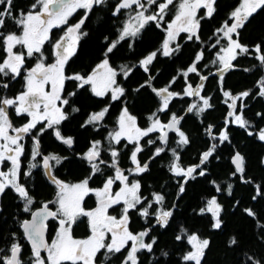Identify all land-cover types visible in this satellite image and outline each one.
Returning <instances> with one entry per match:
<instances>
[{"label": "snow or ice", "instance_id": "6c2138e0", "mask_svg": "<svg viewBox=\"0 0 264 264\" xmlns=\"http://www.w3.org/2000/svg\"><path fill=\"white\" fill-rule=\"evenodd\" d=\"M106 3L107 0H34L29 10L14 11V0H0V197L10 189L22 202V212L28 214L27 218L15 217L22 237L16 231L8 234L7 247H0V264H108L114 257L119 264H143L139 254L144 251L152 253L157 239L150 237L152 226L140 231L131 228V214L135 212L145 222H148L149 217H154L157 225L166 227L173 217V211L165 207L163 194L152 192L149 198L141 191V180L130 178L149 171V163L142 162L140 157L144 152L142 141L149 146L159 142L152 159L166 150L171 151L173 159L168 170L173 176L182 178L177 181L180 193L185 191L184 185L189 180L207 175L206 165L214 156L219 159L216 153L220 145L231 143L230 125H236L244 129L248 136H255L264 142V127L250 130L254 126L244 113L246 98L252 95L264 97V76L257 81L256 93L249 89L234 94L223 85V73L234 70L237 64L233 62H238L240 57L254 54V59L264 68V44L258 43L250 48L240 39V30L249 19L264 10V0H241L228 19L213 33L214 42L209 45V50L216 49V52L211 63L217 66V72L221 74L219 84L222 103L228 111L223 127L218 128L209 123L203 129L208 137L206 150L200 153L199 162L191 166L181 164L180 152L177 150L191 143L190 135L182 125L185 115H178L171 106L176 99L194 98L188 103L185 113L197 117L215 107L212 96L202 95L205 87L203 82L208 80V76L199 71V65L205 59V49L197 51L191 64L163 87L154 86L153 81L157 76L151 70L158 56L172 57L181 51V45L177 42L181 33L186 34L188 41L201 42V21L213 17L217 0H118L113 6L112 15L119 16L122 10H127V18L117 30L118 37L107 44L103 58L89 72L68 74L66 67L76 55L79 40L81 36L87 35L82 28L89 14L94 8ZM173 9L174 15L166 20ZM201 9L205 10L204 15H199ZM78 10H84V15L78 22L70 24V18ZM9 21L18 31L8 30ZM149 24H155L164 32L159 47L148 52L137 64L114 65L110 54L124 41H129V48H132L135 39ZM56 28L63 29V35L59 38L53 33ZM105 40L108 38L105 37ZM46 44L51 45L48 55ZM49 56L52 57L51 62H48ZM34 57L35 63L28 66V61ZM137 70H142L146 79L134 91L150 89L158 101L155 110L146 117V127L139 123L137 115L122 99L128 90L121 78L126 81ZM243 70L250 72L253 69ZM190 74L198 76L201 83L193 86ZM21 77L22 89L9 94L11 82ZM181 77L184 79L182 91L172 90ZM69 81L75 82V91H67L66 84ZM79 90L89 92L101 101L105 98L109 101L98 110L89 112L81 128L93 126L98 134L107 130L105 121L113 104L121 102L122 107L115 126L107 131V135L102 139H91L86 150L77 154L80 160L87 163L89 173L77 181H67L57 174V166L67 157L57 153L45 155L41 151L40 136L51 129L59 143L68 148L73 147L75 137L62 134L60 126L69 119V107L71 113L81 111L79 107L72 106L74 102L71 100ZM13 113L15 117L24 118L25 122L16 126ZM256 115L264 118V113L257 112ZM153 134H156L154 139L151 138ZM170 134H175L176 147L169 149L172 141ZM26 136H31L32 149L25 171L22 170L21 158L26 155L23 143ZM129 145L132 147L127 158L132 167L125 169L121 167L120 146L127 149ZM37 157H41L39 162H36ZM231 164L234 166V171L230 173L232 177L239 174L242 183H252L251 179H245L246 160L240 151H235L231 156ZM38 167L43 168L48 182L54 187V195L36 206L37 201L23 178L31 177L32 170ZM106 169H111V174L106 175ZM97 175L104 177L102 185L92 187L93 178ZM211 183L216 193L224 190L215 180ZM232 189L233 185L227 183L228 195H232ZM261 195H264V189L256 185V195L252 199ZM93 196L95 207L89 208L86 201ZM117 209L118 214L113 215ZM224 210L218 197L213 195L199 212L201 215L210 214L212 228L219 230L224 223ZM3 211L0 207V213ZM244 211L249 217L257 218L253 209L246 208ZM49 221L55 222L54 235L50 233ZM81 225L86 226V233L77 236L76 230ZM256 227L260 230L259 238L264 242V223L257 220ZM180 231L183 236L177 235L175 239L181 241L186 237L191 246L182 260L185 264H202L210 240L197 233L189 234L183 227ZM21 238L30 245L31 254L27 259ZM3 239L4 235L0 232V240ZM230 244L236 245V238L233 237ZM247 264H264V256H247Z\"/></svg>", "mask_w": 264, "mask_h": 264}, {"label": "trees", "instance_id": "16d2710c", "mask_svg": "<svg viewBox=\"0 0 264 264\" xmlns=\"http://www.w3.org/2000/svg\"><path fill=\"white\" fill-rule=\"evenodd\" d=\"M117 2L118 0H107L106 5L94 8L93 12L89 14V18L82 28V31L86 32L87 35L81 36L79 40L76 55L72 57L66 67L68 74L89 72L103 58V52L106 50L107 44L118 37L117 30L122 27L124 20L127 18V10H122V14L119 16H113V6ZM240 2L241 0H217L216 12L213 17L201 21V42L188 41L186 34L181 33L177 41L181 45V51L172 57L158 56L152 67V74L157 76V79L153 81L154 86L163 87L167 85L173 76H177L179 71L186 69L191 64L197 51L201 48L205 49V59L201 61L199 71L201 74L207 75L208 80L203 82L205 87L202 95L212 96L215 107L197 117L194 114L185 113L188 103H191L194 98L176 99L171 106L172 111L177 112L178 115H185L182 125L191 138V143L188 146L182 150L177 149L180 152L183 166L197 164L200 153L206 150L208 137L203 129L207 124H215L218 128L223 127L228 109L222 103L223 97L219 84L221 74L217 72V66L211 63L215 58L216 49L209 50V45L214 42L213 33L215 30L228 19L231 11ZM32 3H34V0H14V11H18L20 8L27 11ZM204 11L201 9L199 15H204ZM83 15L84 10H78L72 16L71 22H78ZM172 15H174V9L165 19L170 20ZM8 30L18 31L11 21L8 23ZM105 37L108 38L107 41ZM163 38L164 32L158 29L155 24H149L135 39L132 48H129V41L121 42L114 53L110 54L111 61L114 65L123 63L131 66L137 64L139 59L143 58L148 52L158 48ZM240 39L242 43L250 48L258 43L264 44V10L258 11L249 19L245 27L240 30ZM233 63H236L237 67L223 73L224 88L234 94L249 89L253 93L258 92L257 81L261 76H264V68H261L259 62L254 59V54L248 57H240L238 62L234 61ZM245 68H252L253 70L245 72L243 70ZM145 79L146 75L143 71L137 70L128 80L125 81L121 78V82L128 90L126 96L122 99L127 101L130 110L137 115L139 123L146 127L148 123L146 117L151 111L155 110L158 101L150 89H141L140 92L134 91ZM189 79L193 86L201 83L195 74H190ZM11 83L12 85L8 89L9 94H15L22 89L23 80L12 81ZM183 87L184 79L181 77L173 85L172 90L182 91ZM66 89L69 92L75 91V82H67ZM71 100L74 102L72 106L79 107L81 111L71 113L69 107L67 109L69 119L63 122L60 128L62 134L75 137L74 148L80 151L88 145L91 139H102L103 136L107 135V131L115 126V120L122 104L121 102L113 104L110 115L105 121L107 130H103L98 134L93 130V126L85 129L81 128L80 125L89 112L98 110L108 103V98L101 101L92 97L89 92L79 90L77 96L72 97ZM244 103L247 105L244 109L245 118L249 119L254 126L250 130H258V128L264 127V118L256 115L257 112L264 113V97L252 95L246 98ZM162 118L164 117L162 116ZM155 135L153 134L151 138L154 139ZM170 135L172 141L169 149L176 147L175 134ZM52 136L50 132L43 134L42 150L44 153H48L49 149L70 152V150L64 149V146ZM230 140L231 143L225 142V144L218 147L216 155L219 156V159L214 156L206 165L207 175L205 177L197 176L196 179L189 180L184 185L185 191L183 193L179 192L177 182L182 178L173 176L168 170L173 159L171 151L166 150L159 157L152 159L154 149L159 145V142H157V145L149 146L142 141L144 152L140 154V157L142 162L149 163V171L138 177L142 184L141 191L143 195L149 198H151L152 192L163 194L165 196V207L173 211V217L170 218L166 227L157 225L154 217H149L148 222H145L141 217H135L136 221L132 220L131 228L133 229L139 228L142 230L152 226L150 237L157 239V244L154 245L152 253L144 251L139 254L143 264H185L182 256L191 250V246L188 245L186 237L181 241L175 239L177 235L183 236L180 231L181 227L187 229L189 234L197 233L210 240V247L205 251L202 264H247V256H264V242L259 238L260 230L256 227L257 220L264 223V195L258 196L255 200L252 199L256 195V185H260L264 189V142L259 141L255 136H248L244 129L236 125H230ZM131 147L129 145L125 149L120 146L121 153L124 155V159L122 157L121 160V166L123 167L130 165L127 157ZM235 151H240L245 156V179H251L252 183H242L239 174L235 177L230 175L234 171L231 156ZM64 164L61 169V172L64 171V176L79 178L86 172V167L74 157L66 160ZM110 171L111 169H106V173H110ZM213 180L221 184L222 189H224L222 192L216 193L215 187L211 183ZM227 183L233 185L232 195L227 193ZM33 186L35 195L40 198L50 194V186L39 173L36 175ZM213 195L218 197L219 202L225 209L222 213L224 223L219 230L212 228L210 214L201 215L199 212L207 199ZM173 205H175L174 208ZM3 206L4 211L0 214V232L3 233L4 239L0 240V247H7L10 232L16 231L22 237V231L15 219V217H22V211L20 203L16 202L15 195L9 190L6 191L3 197ZM246 208L253 209L257 213V218L249 217L244 211ZM233 237L237 240L236 245L230 244ZM147 240L148 238H146V242ZM21 242H26V240L21 238ZM26 245L25 248L28 252L29 245ZM165 252L167 253L166 256L163 255Z\"/></svg>", "mask_w": 264, "mask_h": 264}, {"label": "flooded vegetation", "instance_id": "af4514ba", "mask_svg": "<svg viewBox=\"0 0 264 264\" xmlns=\"http://www.w3.org/2000/svg\"><path fill=\"white\" fill-rule=\"evenodd\" d=\"M27 7V6H26ZM25 7V8H26ZM24 8V9H25ZM21 9H23V8H20V10ZM72 18V17H71ZM71 18H70V20H69V23L70 24H74V22H71ZM67 26H63V28H66ZM53 33H54V35H55V37L56 38H59L61 35H63V29L62 28H56V29H53ZM45 48H46V55H48L50 52H51V45L50 44H46L45 45ZM35 60H36V58L34 57V58H32L31 60H29L28 61V66H32L33 64H34V62H35ZM52 61V57L51 56H49V60H48V62H51ZM17 80H23L22 79V77L21 78H18ZM11 85H12V83H11ZM13 120H14V123H15V125L16 126H20V124L21 123H23V122H25V120H24V118H18V117H15V115H14V113H13ZM39 127H40V125H38L37 126V128L39 129ZM47 132H50V134L51 135H53V130H51V129H49ZM54 136V135H53ZM52 136V137H53ZM70 136H73V135H70ZM74 137V136H73ZM42 138H43V135L42 136H40V144H41V151L44 153V151L42 150V145H43V142H42ZM54 139H55V137H53ZM56 140V139H55ZM57 141V140H56ZM58 142V141H57ZM23 143L25 144V149H26V155L24 156V157H22L21 159H22V170H27V166H28V162H29V160H30V157H31V149H32V139H31V136H26L25 137V140L23 141ZM75 144V143H74ZM64 147V149H68V150H70V152H66V151H64V150H62V151H59L58 149H49V151H48V153H57V154H59V155H61V156H65V157H67V159L66 160H68L69 158H71V157H74L75 159H77L78 161H79V163L80 164H82V165H84L85 167H86V172H84L79 178H73V177H70V176H64V171L63 172H61L62 170V168L64 167V163H65V161L66 160H64L63 162H62V164L61 165H59V166H57V174L59 175V177L60 178H62V179H65V180H67V181H77V180H79V179H82L84 176H86L88 173H89V171H90V169H89V167H88V165H87V163L86 162H84V161H80V159L78 158V156H77V154L78 153H82L83 151H85L86 150V147H84V148H82L80 151L79 150H77V149H75L74 148V145H73V147L72 148H68L67 146H65V145H63ZM48 153H44L45 155H47ZM128 155H130V153L128 154ZM122 157H123V159H124V155H121V160H122ZM41 160V157H37V161L36 162H39ZM127 161L128 162H130V160L127 158ZM121 167H123V166H121ZM129 167H132V165H131V162H130V165L129 166H126V167H123V168H125V169H127V168H129ZM3 170H6V168L5 169H3ZM111 172H112V170L110 171V173H106V175L107 174H111ZM37 173H39L40 175H41V177H42V179L50 186V188H51V191H50V194L49 195H46L45 197H38L37 195H35V193H34V186H33V184H34V180H35V178H36V175H37ZM130 178H132V179H139L138 177H130ZM104 179V177H102V176H99V175H97L96 177H94L93 178V182H92V184H91V186L92 187H99V186H101L102 185V180ZM23 180H24V182L27 184V186L29 187V189H30V191H31V193H32V195H34V197H35V199H36V201H37V205L36 206H38V204H39V202H41V201H43V200H47V199H51L52 197H53V195H54V187L48 182V179H47V177L44 175V170H43V168L42 167H38V168H36V169H33L32 170V176L31 177H25V178H23ZM9 191L10 192H12L10 189H9ZM13 193V192H12ZM14 195H15V193H13ZM3 197L4 196H2V197H0V207H2V208H4V206H3ZM15 198H16V202H19L20 203V208H21V211H22V202H20L19 201V199L16 197V195H15ZM86 205H87V207H89V208H92V207H95V197L93 196V197H89L88 199H87V201H86ZM35 207V206H34ZM1 214V213H0ZM113 215H116V214H118V209H117V212H113L112 213ZM21 218H27L28 217V214H25V213H21ZM131 216H132V220H134V221H136L135 220V217H139L138 216V214H136L135 212H133L132 214H131ZM131 223H132V221H131ZM131 226V225H130ZM49 228H50V233L52 234V235H54V229H55V222H53V221H49ZM135 230L136 231H140V229L139 228H135ZM85 233H86V226L85 225H81L77 230H76V235L77 236H83V235H85ZM23 245H24V252H25V259H27V257L31 254V249H30V245H29V243L27 242V240H26V242H21ZM26 244H28L29 245V249H28V252H27V249L25 248L27 245ZM101 259H102V257H101ZM108 264H119V262H118V260H116V258L114 257L113 259H112V261H110V262H108Z\"/></svg>", "mask_w": 264, "mask_h": 264}, {"label": "rangeland", "instance_id": "374dc122", "mask_svg": "<svg viewBox=\"0 0 264 264\" xmlns=\"http://www.w3.org/2000/svg\"><path fill=\"white\" fill-rule=\"evenodd\" d=\"M239 6V5H238ZM35 63V62H34Z\"/></svg>", "mask_w": 264, "mask_h": 264}]
</instances>
